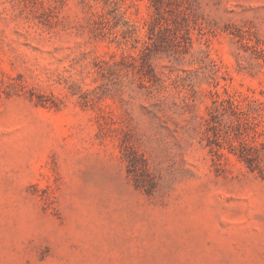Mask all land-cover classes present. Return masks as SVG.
<instances>
[{"label": "rangeland", "instance_id": "rangeland-1", "mask_svg": "<svg viewBox=\"0 0 264 264\" xmlns=\"http://www.w3.org/2000/svg\"><path fill=\"white\" fill-rule=\"evenodd\" d=\"M0 264H264V0H0Z\"/></svg>", "mask_w": 264, "mask_h": 264}]
</instances>
